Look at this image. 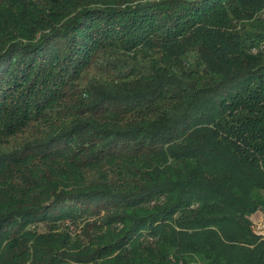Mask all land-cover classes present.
<instances>
[{
  "label": "trees",
  "instance_id": "obj_1",
  "mask_svg": "<svg viewBox=\"0 0 264 264\" xmlns=\"http://www.w3.org/2000/svg\"><path fill=\"white\" fill-rule=\"evenodd\" d=\"M263 9L0 0V264H264Z\"/></svg>",
  "mask_w": 264,
  "mask_h": 264
},
{
  "label": "built area",
  "instance_id": "obj_2",
  "mask_svg": "<svg viewBox=\"0 0 264 264\" xmlns=\"http://www.w3.org/2000/svg\"><path fill=\"white\" fill-rule=\"evenodd\" d=\"M261 15L264 18V9L262 10ZM261 48H264V42L262 43ZM254 50L256 51V49ZM253 228L256 233L264 236V216L257 220H253Z\"/></svg>",
  "mask_w": 264,
  "mask_h": 264
},
{
  "label": "crops",
  "instance_id": "obj_3",
  "mask_svg": "<svg viewBox=\"0 0 264 264\" xmlns=\"http://www.w3.org/2000/svg\"><path fill=\"white\" fill-rule=\"evenodd\" d=\"M264 216V208L259 209L257 212L253 213L250 218L253 220H257Z\"/></svg>",
  "mask_w": 264,
  "mask_h": 264
},
{
  "label": "rangeland",
  "instance_id": "obj_4",
  "mask_svg": "<svg viewBox=\"0 0 264 264\" xmlns=\"http://www.w3.org/2000/svg\"><path fill=\"white\" fill-rule=\"evenodd\" d=\"M78 226H79V224H77ZM76 225V226H77ZM75 226V227H76ZM36 228L38 229V230H40V231H45V230H47V228H48V226L46 225V223H40L38 226H36ZM77 229V228H76Z\"/></svg>",
  "mask_w": 264,
  "mask_h": 264
}]
</instances>
